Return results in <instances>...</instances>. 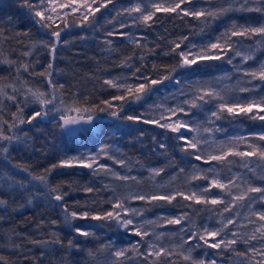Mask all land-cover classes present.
<instances>
[{
  "label": "trees",
  "instance_id": "obj_1",
  "mask_svg": "<svg viewBox=\"0 0 264 264\" xmlns=\"http://www.w3.org/2000/svg\"><path fill=\"white\" fill-rule=\"evenodd\" d=\"M195 7L219 8L229 7V0H194ZM95 6V5H94ZM96 26H81L82 17L76 14H69L55 20L53 28L63 29L61 31L60 43L57 45L55 59L49 55V50L43 47V42L47 40L45 32L34 23L33 13L23 6V0H0V26L3 28V36H0V86L11 95L13 87L19 90L17 99L29 103L23 107V118L27 119L35 111L41 110L38 102H32L33 93H43L46 99H51L54 89L49 87L47 78L39 73L45 71L49 61L53 63V73L51 79L56 82V108L47 116L38 117L31 124H18L22 133H19L20 140H14L8 147L7 153H0V176H12L16 180H23L27 183L28 173L22 169H28L32 175L45 174L44 170L51 168L53 164H59L60 159L68 152L75 150L80 145H93L97 141L115 142L117 144V154L128 159L134 167L136 176H141V183L144 192H156V184L150 180V169L163 168L164 171L155 178L163 177L158 193L174 192L177 189L183 191L191 184L202 183L204 180H192L194 174L202 175L205 168L203 160L196 161L193 156L181 151L182 141H177V133L169 129L161 128L157 124L135 123L124 119L127 115H141L142 103L147 100L151 93L142 96L140 101H136L132 96L127 95L126 89L111 87L104 83L103 77L116 74L125 69L132 76L135 68H140L141 72L151 78H160L167 75L172 69V76L177 75L183 67H180V57L170 53L172 41L179 37H188V40L181 44V49L188 41L199 39L204 33H212L219 36V28H228L233 21L238 24L245 22L256 24L264 21L256 12L229 11L226 14L218 15L215 19L209 18L205 22L204 18L197 20L193 17L181 19L176 14L157 13L159 18L156 23H151L150 27L140 24V35L144 37L141 44H146L144 48H138L136 44L130 43L128 39L114 34L106 35L109 29L110 14L101 9L95 14ZM10 21V23H9ZM93 18L89 17V23ZM65 23L68 27H65ZM112 38L109 45L103 44V39ZM19 39V43L17 40ZM233 40H241L240 49L250 47L253 61L264 58V45H257L255 38L244 39L233 37ZM33 45H36L33 48ZM254 48V50H253ZM181 49H178L179 52ZM30 52V55H22ZM229 52L228 55H230ZM143 56V59L140 57ZM15 61L16 64L10 66L4 60ZM237 57L235 60H238ZM226 61V57L221 59ZM31 62L32 67L25 72L23 67L19 68L20 77L16 79L17 67ZM198 62H208L217 64L218 60H203ZM221 62H219L220 64ZM128 65H132L129 67ZM155 65V69L153 67ZM33 69L35 74H32ZM131 85L139 82L133 77ZM64 87L61 89L59 85ZM158 85L152 86L153 90ZM117 95H125L124 101L114 100ZM63 101L61 104L60 101ZM110 101L112 108H107L102 101ZM0 119L7 121L3 124L5 134L8 132V124L13 122L12 113L17 112V108L4 96H0ZM66 106L89 109L93 115L95 130L84 128L77 130L73 134H66L58 124L60 121L61 108ZM51 107V106H45ZM105 108V111H100ZM56 109H59L57 111ZM112 111L119 112V117H112ZM19 115V113H17ZM81 116L87 118L88 112L81 111ZM222 121L226 126L232 123H240L248 129H260L264 122L250 120L244 115L238 117L223 114ZM110 126L114 127L110 131ZM160 143L167 145V150L159 147ZM234 159V158H233ZM232 159V160H233ZM239 161L235 159L234 164ZM216 162V161H211ZM221 165L224 169L226 166ZM184 169L183 172L179 171ZM48 184L52 187L60 186L63 192L68 193L65 202L70 210L85 211L94 209L96 214L110 208L111 204L107 200L111 197L112 184L103 181L98 175H94L92 170L87 168L57 167L47 174ZM107 185V189L104 186ZM100 188L99 193H87L85 187ZM47 189L38 181H33L28 192L21 194L20 190H13L0 180V199L5 204L0 205V255L7 264H115L117 259L110 253L116 250V246L125 240L124 233L111 220L75 219L70 224H66L63 219V212L56 204L44 197L43 193ZM35 192L39 195L30 197L28 193ZM31 198V203L29 199ZM140 201V200H139ZM148 210L162 211L163 216L173 217L175 214L188 213L194 220L196 227L212 223L218 213L210 211L211 205H195L193 202L184 201L177 197L171 204L165 201L147 203L140 201ZM192 204V207L188 205ZM55 221L56 223H51ZM43 222V224H41ZM39 225V227H37ZM169 225V229H176V234L171 242L166 245L180 242L178 225ZM80 227L92 235L88 237L78 235L74 229ZM167 229V228H165ZM55 233V237L51 234ZM128 238H134V242L139 238L133 233L128 234ZM25 237L27 239H25ZM126 237V236H125ZM59 239L60 244H50L47 247L34 246L32 240H53ZM72 240L78 247L68 249V240ZM173 241V242H172ZM23 244L24 248L31 249V252L23 253L14 251L13 245ZM193 245L191 255L194 259L205 260L206 264L210 257H215L217 264H238L235 253L226 251L221 253L217 249H212L200 242L196 247V241L191 240ZM102 245L109 247L101 249ZM185 248L188 245H184ZM240 251L244 250V245L236 246ZM144 249L141 248L142 252ZM179 249L172 259L176 264H189L179 255ZM23 253V254H22ZM43 253V255H42ZM90 253H92L90 255ZM28 258L24 259V255ZM187 254V253H185ZM130 259L125 264H141L137 254L128 253Z\"/></svg>",
  "mask_w": 264,
  "mask_h": 264
},
{
  "label": "snow or ice",
  "instance_id": "obj_2",
  "mask_svg": "<svg viewBox=\"0 0 264 264\" xmlns=\"http://www.w3.org/2000/svg\"><path fill=\"white\" fill-rule=\"evenodd\" d=\"M113 5L112 11L116 12V17H113L115 23L112 25L111 31H107L106 35L111 37L117 34L118 29L125 27H131L136 25H144L150 27L151 23H156L159 19L157 13L165 14H176V16L183 19L184 17H193L197 20L204 18L205 22L209 18L215 19L218 15L226 14L229 11H240V12H256L264 17V0H229V7L225 8L220 6L219 8L207 7L197 8L195 7L194 0H128V2L120 6L119 8L114 4V0H80L79 3L76 0H68L66 3H56V0H23V6L27 7L34 16V23L39 25L41 29H47L45 32L47 40L43 42V47L48 48L49 55L52 59H55V53L57 45L60 43L61 31L57 28H53L55 24L54 16L59 19L61 18V12L58 9H71L72 13H80L82 17L81 26L95 27L98 21L96 20L95 14L100 12L101 9H108L109 5ZM95 5V6H94ZM68 12H63V16H68ZM89 17L93 18V22L89 23ZM10 23V21H9ZM65 27L68 24L65 23ZM3 28L0 26V36H3ZM122 37L129 39L130 43L136 44L138 48L146 47V44H141V40L131 33L118 32ZM233 37L253 39L257 45H264V21L251 24L245 22L238 24L233 21L231 25L226 28L219 36L216 37V42H210L200 52L194 53L192 48L195 46L187 47L186 50H180L181 44L188 40V37H179L176 41H172V47L170 53L176 54L180 57V67H191L196 65L198 61L203 60H221L227 57V63L232 64L233 59L237 56H242L241 50L237 47L241 45V40H233ZM19 43V39L17 40ZM108 44L112 41L108 40ZM36 45H33L35 48ZM232 52L233 55L229 56L228 53ZM30 52L23 53L22 55H30ZM143 59V56L140 57ZM250 55H244L243 61L252 59ZM4 63H8L10 66L16 64L15 61L4 60ZM132 67V65H128ZM23 67L25 72H28L32 67L31 62L19 65L17 67L16 79L19 80L20 72L19 68ZM155 69V65H153ZM53 63L50 60L45 71L40 72V76H45L49 87L54 89L51 99H46L43 93H33L32 102H38L41 105L40 111H35L27 119L23 118V105L27 106L29 101L25 99L20 101L17 99L19 90L13 87L12 94L9 95L3 86H0V96H4L10 101L16 108L17 112L12 113L13 122L8 124V132H15L13 135H7L4 132L3 124L7 121L0 119V153H7L8 147L13 143L14 140H20L19 133L23 132V129L18 127L19 124H31L32 121L38 117L47 116L52 109L56 108V82L51 79L53 73ZM175 71L172 69L167 75H163L160 78H151L141 72L140 68H135L132 72V76L137 81H143L131 85L127 83L125 79L121 83H114L112 79L105 80L104 83L111 87H118L126 89L127 95L132 96L134 100L140 101L142 96H147L153 91L155 85L161 84L164 80H171V73ZM243 72L250 79H259L264 82V62H259V66L254 69H243ZM32 74H35L33 69ZM175 85H181L183 82L179 79H175ZM62 84L59 88H63ZM195 91L192 94L191 99H184L174 107L163 108L162 106H155L160 111L159 118H147L143 114L141 115H127L124 117L127 121L135 123L142 122L144 124H157L161 128H166L173 133H180L175 137L177 141H182L181 151L188 153L193 156L196 161H201L205 164H210L211 161H216L220 164L228 166V174L221 177L219 174L209 175V173H215V170L211 167L204 170L203 174H194L192 180H204L206 184L193 185L194 190L190 193L177 189L174 192H144L143 190L137 192L128 191L127 193H117L113 191L112 196L107 200V203L111 204V210L102 211L99 214L95 213L94 209H88L85 211L70 210L69 205L65 202V197L68 193L63 192L60 186L52 187L48 184L47 174L52 169L57 167H73L79 166L87 169H91L94 175L104 173L105 175L111 173L121 181H136V177L131 175H119L112 172L108 165L100 163L101 156H105L108 159H115L113 153H111L110 144H102L94 152L80 153L78 157L71 159H64L59 164L51 165V168L45 169L41 175H32L30 170L22 169L28 173L29 179L27 183L23 180H16L12 176L3 177L0 176L6 185H9L13 190H20L21 194L28 192L29 186L32 185L33 181H38L44 185L47 189L43 195L52 202H59L56 204L60 207L63 212V219L66 224H70L75 219H92V220H111L117 223L118 226L123 227L126 231H131L135 236L139 237V240L132 243L129 248L116 249L110 253L112 257L124 258V260L117 259L115 264H125V261L130 259L128 253L137 254L140 258L141 264H176L175 260L172 259L176 255V250L179 249V255L182 256L184 261H188L189 264H206L205 260H196L192 257L191 252L193 245L189 244V241L195 240L196 247L201 246L202 241L204 245L212 249H217L221 253L230 251L236 254L238 264H264V126L262 130L256 133H249L247 135H240L232 137L227 142H222L217 154L205 153L202 145H207L208 140L201 134L202 132H212V128L202 127L192 120L181 119L180 114L189 116L190 111L185 105L190 108L201 107L204 104L211 103L213 100L217 101L215 104V110L211 111L210 118L219 120L223 118V114L227 113L229 116L238 117L240 115L246 116L250 120H259L264 122V96H251L246 99H237L235 97L226 98L219 91L216 90L211 84L207 82H196L194 85ZM252 88L241 87L240 92H252ZM183 95V89H181ZM114 100L124 101L125 95H117L113 97ZM3 101H0L2 104ZM62 104L63 101L61 100ZM107 108H112L113 105L110 101H102ZM51 106V107H45ZM59 111V109H56ZM100 111H105V108H100ZM68 111H75L80 113L81 111L88 112L89 115L85 119L83 116H71L65 114ZM19 113V115L17 114ZM167 113V116L165 115ZM112 117H119V112L112 111L110 113ZM175 117V120H173ZM60 121L62 123L58 126L67 130L70 126L91 124L93 122V115L90 110L79 107H72L65 109L60 112ZM163 121V122H161ZM181 129H186L189 135H185L181 132ZM219 131L220 129H215ZM195 133V135H191ZM161 149L167 150V145L160 143ZM229 157L239 158L240 171L233 173L231 165L234 160H230ZM255 158V159H253ZM117 163L122 166L125 165L123 158L116 160ZM259 169V172H257ZM163 168L150 169V173L153 177L159 176L163 172ZM179 171L183 172L184 169ZM259 178L262 182L257 185L255 180ZM107 189V185L104 186ZM213 189L218 192L213 193ZM84 191L87 193H99L100 188L85 187ZM30 197H36L39 194L35 192L28 193ZM256 194V195H253ZM181 197L184 201L193 202L195 205H211L210 211L213 213H219L220 215V227L209 228L202 225V231H191L190 235L184 233V228L180 229V242L176 244L166 245L161 242L162 238L166 236L165 233H156L155 226L156 221L143 220L142 222H135V218L141 214V211L136 208H130L128 206L129 200H140L147 203L165 201L171 204L177 197ZM31 203V198L29 199ZM5 204V201L0 199V205ZM192 207V204L188 205ZM239 208L247 209V216L243 219L247 220L246 224L241 222V212L237 211ZM131 212L129 216L128 213ZM123 214V215H122ZM191 217L188 213L179 214L173 217H166V223L171 225H181L182 221H189ZM51 223L55 224V221ZM43 224V222H41ZM248 225H252L249 229ZM131 226V227H129ZM146 226H152L150 232ZM231 226V227H230ZM39 227V225L37 226ZM74 231L84 237L92 235L90 232L83 230L80 227H76ZM55 237V233L51 234ZM171 235V234H168ZM155 237V238H153ZM147 238V239H146ZM219 238V239H217ZM25 239H27L25 237ZM31 243L34 246L47 247L50 244H60L63 247V242L59 239L53 240H32ZM239 244L244 245V250L240 251L236 246ZM184 245H188L187 248ZM68 249L78 247L70 239L67 244ZM109 247L108 245H102L100 250ZM144 250L141 252L140 249ZM14 251H21L23 253L31 252V249L24 248L23 244L13 245ZM22 253V254H23ZM187 253V254H185ZM92 253H90L91 255ZM43 255V253H42ZM28 256L25 254L24 259ZM0 264H7L5 258L0 255ZM135 264V262H132ZM207 264H217L216 258L210 257Z\"/></svg>",
  "mask_w": 264,
  "mask_h": 264
},
{
  "label": "rangeland",
  "instance_id": "obj_3",
  "mask_svg": "<svg viewBox=\"0 0 264 264\" xmlns=\"http://www.w3.org/2000/svg\"><path fill=\"white\" fill-rule=\"evenodd\" d=\"M68 0H56V3H66ZM77 3L80 2V0H76ZM99 2V0H98ZM128 2V0H114V4L119 8L120 6L125 5ZM113 5H109L108 9H105V12L107 14H110V21H109V29H112L113 23H115V20H113V17H116V12L112 11ZM58 11L61 12V18L63 17V12H68L69 14H76L81 16L80 13H72L71 9H58ZM54 20H57V18L54 16ZM60 19V18H59ZM116 19H119V17H116ZM224 28H219L217 30L218 32H223ZM140 25L131 26V27H125L123 29H118V32H128L133 34L134 36L140 35ZM117 32V34H118ZM215 34V31L212 33H204L202 34L199 39L196 40H190L187 42L185 47H183L181 50H186L187 47L195 46L192 48V51L194 53L200 52L206 45H208L210 42H216V37L213 36ZM126 38V37H124ZM112 38L106 37L104 38L103 44L106 46L109 45L107 43L108 40H111ZM128 39V38H126ZM129 40V39H128ZM239 48V46H237ZM240 49V48H239ZM242 52V56L239 57L238 60H235L237 57L233 59L232 64L227 63V57L226 61L218 60L217 64H209L208 62H198L196 65H192L191 67H183V70L179 72L177 75L172 76L171 80H164L157 89L153 90L151 93V96L145 100L140 108V114H143L147 118H159L160 111L157 110L155 106L159 105L163 108L168 107H174L175 105L179 104L184 99H191L192 94L195 91L194 85L196 82H207L208 84H211L213 87L216 88L217 91H219L222 95H224L226 98H232L235 97L237 99H246L250 98L251 96H264V82L260 81L259 79H250L248 76H246L243 72V69H254L259 66V62H264V58L258 61H253V59H249L246 62L243 61L244 55H250L252 56V51L250 47L246 46V48L240 49ZM254 50V48H253ZM233 53H230L229 56H232ZM219 62H221L219 64ZM112 79L114 83H121L125 79H127L128 84H132L133 78L130 75L129 72H127L125 69L120 70V72L112 75H108L103 77V80ZM175 79L181 80L183 83L181 85H175L174 81ZM135 85V84H134ZM241 87H249L252 88V92H240L239 89ZM181 89H183L184 94H181ZM217 101L213 100L211 103L204 104L201 107L197 108H190V106L185 105L186 108L189 109L190 115L184 116L183 114H180L181 119L184 120H192L195 121L197 124L201 125L202 127H208L212 128V132H202L201 134L208 140L207 145H202L204 148L205 153H212L217 154L219 152V148L222 142H227L232 137L240 136V135H247L249 133H256L260 132V129H248L247 127L243 126L240 123H232L229 126H226L225 123L222 121V118L219 120H216L215 118H210L211 111L215 110V104ZM73 106L69 107L66 106L63 108L68 109L72 108ZM65 114L71 115V116H81L79 113L75 111H68ZM167 116V113H165ZM84 117V116H83ZM85 118V117H84ZM86 119V118H85ZM173 120H175V117H173ZM163 122V121H161ZM96 122L93 120L91 124H81V125H73L70 126L67 130H65L66 134L70 135L77 130H81L84 128H91L92 130H95V124ZM220 129L219 131H216L215 129ZM114 127L110 126V131H113ZM181 132L185 135H189L187 133L186 129H181ZM178 135L180 133H177ZM191 135H195V133H191ZM110 144L111 147V153L114 154L115 159H108L105 156H101L100 163H103L105 165H108L112 172H115L119 175H131L136 177V181L129 180L127 182L121 181L117 179L116 176H113L111 173L105 175L104 173H100L98 176L103 181H108L112 184L111 189V196L113 191L117 193H127L128 191L131 192H137L144 189L142 188L141 183V176L139 174V177L136 176V173L134 172L133 165L129 162L128 159L124 158L122 155L117 154V144L115 142H105L104 141H97L93 145H80L75 150L68 152L64 157L60 159H71L74 157H78L80 153H86V152H94L96 151L100 145L102 144ZM123 158L125 160V165L122 166L121 164L117 163L116 160H119ZM230 160H232V157H229ZM234 158L233 160L235 161ZM255 159V158H253ZM212 168L215 170V173H209V175L213 174H219L221 177L228 174V166H226L224 169L221 167V165L217 164L216 162H210V164H206L205 168ZM233 173L240 171V164L239 161H237L235 164L231 165ZM155 167H152L153 169ZM91 170V169H89ZM257 172H259V169H257ZM151 182H154L156 184L155 191L158 193L160 188L162 187V184L165 182V179L163 177L155 178L152 175H150ZM207 181H204L202 183H196L191 184L187 188H185L183 191L186 193H190L192 190H194L193 185L197 184H206ZM255 183L257 185L261 184L262 182L257 178L255 180ZM213 193L218 192V190L213 189ZM256 195V194H253ZM128 206L130 208H136L141 211V214L135 218V222H142L143 220H152L156 221L157 224L155 226V232L156 233H165L166 236L162 238L161 242L166 244V242H171V239H173V236L176 234V229H169V225H166L165 218L167 216H163L165 213L162 211H156V210H148L146 207L141 204L139 200H129ZM111 210V206L109 209ZM237 211L241 212V222L243 224L247 223V220L243 219L244 216H247V209L239 208ZM182 214V213H180ZM123 215V214H122ZM128 215H131V212L128 213ZM179 214H175L173 216H176ZM114 222V221H113ZM114 224L117 225L116 222ZM118 226V225H117ZM204 226H207L209 228L220 227V215L219 213L215 216L214 221L212 223L206 224ZM131 227V226H129ZM148 230L152 231V226H146ZM184 228V233L186 235H190L191 231H202L201 226L196 227V224L194 220L191 218L189 221H182L181 225H178L179 234L181 235L180 229ZM231 227V226H230ZM118 228L124 233L125 240L119 243L116 248L117 249H128L129 246L134 243V238H128V234L132 233L131 231H126L123 227L118 226ZM167 228V229H165ZM248 228L251 229L252 225H248ZM171 234V235H168ZM126 236V237H125ZM155 238V237H153ZM147 239V238H146ZM219 239V238H217ZM139 240V238L137 239ZM136 240V241H137ZM173 242V241H172ZM175 244V243H173Z\"/></svg>",
  "mask_w": 264,
  "mask_h": 264
}]
</instances>
